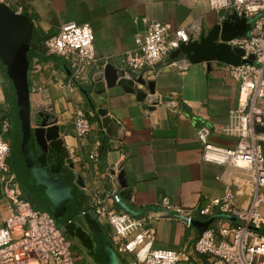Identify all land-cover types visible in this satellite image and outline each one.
<instances>
[{
    "label": "crops",
    "instance_id": "obj_1",
    "mask_svg": "<svg viewBox=\"0 0 264 264\" xmlns=\"http://www.w3.org/2000/svg\"><path fill=\"white\" fill-rule=\"evenodd\" d=\"M0 1L31 24L27 108H15L12 81L0 62V122L3 118L10 122L5 135L10 149L7 162L20 196L53 219L77 258L90 256L92 260L86 262L92 264H123L112 246L111 230L90 211L83 185L109 193L111 207L132 217H149L156 248H192L206 229L241 222L217 207L209 214L202 212L210 200L222 196L232 179L239 184L234 199L238 207L247 205L251 191L247 181L236 180L240 177L236 169L203 160L196 136V125L203 122L209 126L210 143L223 148L235 144V138L222 129L237 105L239 83L225 63H189L180 71L172 62L180 64L184 57L172 60L168 56L155 67L130 74L122 62V55L135 47V35L149 22L167 23L172 29L196 23L194 38H198L225 20L220 11L210 8L209 0ZM68 22L89 24L93 31L97 62L83 67L79 75L65 58L47 53L44 46V40ZM116 75L141 77L153 84L155 93L149 94L147 85L138 84L137 93L109 85ZM96 84L100 91L95 90ZM158 96L168 99L153 106L145 102ZM75 111L91 123L90 132L82 138L74 133ZM44 113L48 122L59 127V138L48 142V152L34 136ZM93 149L98 153L95 162L88 158ZM114 168L123 174L122 184L118 178L115 181ZM47 194L58 198L62 208L70 209L72 204V216L56 222L43 205ZM164 196L190 212L189 226L160 205ZM115 198L119 200L114 202ZM8 210L0 193V225ZM202 260L205 256L198 254L191 258L193 264H203Z\"/></svg>",
    "mask_w": 264,
    "mask_h": 264
},
{
    "label": "built area",
    "instance_id": "obj_2",
    "mask_svg": "<svg viewBox=\"0 0 264 264\" xmlns=\"http://www.w3.org/2000/svg\"><path fill=\"white\" fill-rule=\"evenodd\" d=\"M209 6L220 11L222 19L243 15L251 23L247 35L227 41L244 51L239 65L225 64L239 83L237 105L230 112V123L222 129L235 138V144L232 148H223L210 143V129L203 122L196 125V136L202 146L203 160L234 168L241 178L249 179V201L245 207H238L234 199L239 184L234 179L227 182L222 196L210 200L202 212L209 214L217 207L241 222L206 229L192 248L172 250L153 247L155 228L149 217H132L111 207L107 203L109 193L83 185L90 211L111 230L112 246L123 264H193V254L205 256L203 264H264V0H209ZM196 30V23L177 29L158 21L147 23L135 35V47L122 55L125 71L136 74L145 67L164 62L180 43L198 39L194 38ZM44 46L47 53L65 58L76 75L83 67L97 62L89 24L65 23L56 34L44 40ZM172 63L180 71H185L189 64L185 58L180 64ZM72 123L77 138L85 137L91 130L89 118L80 111L74 112ZM9 127V120L3 118L0 122V193L9 210L0 225V264H92L80 262L53 219L20 196L16 177L7 162L10 149L5 135ZM88 158L97 161V151L91 150ZM113 170L116 181L118 168ZM118 200L115 198L114 202ZM160 205L176 213L177 219L189 226V211L172 204L166 196L160 199Z\"/></svg>",
    "mask_w": 264,
    "mask_h": 264
},
{
    "label": "water",
    "instance_id": "obj_3",
    "mask_svg": "<svg viewBox=\"0 0 264 264\" xmlns=\"http://www.w3.org/2000/svg\"><path fill=\"white\" fill-rule=\"evenodd\" d=\"M245 16L230 15L225 20L213 25L198 39L180 43L179 47L170 52V59L183 56L189 63H202L219 61L230 65H239L244 51L239 47H232L227 41L242 35H247L250 25L244 32L241 22ZM246 18V17H245ZM31 40L30 21L20 13L11 9L9 5L0 1V62L7 68L12 81V94L16 109H25L29 106V92L26 81L27 65L29 59V42ZM99 77H97L98 79ZM109 85H120L126 92L137 93L138 84L147 85L149 94H154L153 84L141 77L116 75L108 80ZM98 90V84L95 85ZM101 90V89H100ZM98 90V91H100ZM168 97L158 96L153 101L145 99L149 106L155 105L159 100L165 101ZM50 108V105L47 106ZM35 141L45 152L49 151L48 142L59 138V127L48 122V115L40 116V123L34 128ZM119 182L123 183V174L117 175ZM78 182L82 184L81 178Z\"/></svg>",
    "mask_w": 264,
    "mask_h": 264
},
{
    "label": "rangeland",
    "instance_id": "obj_4",
    "mask_svg": "<svg viewBox=\"0 0 264 264\" xmlns=\"http://www.w3.org/2000/svg\"><path fill=\"white\" fill-rule=\"evenodd\" d=\"M250 23L251 21L244 17L240 25L242 31L245 32L247 30L248 24L250 25ZM65 203H67V200L65 201ZM43 205L45 206V208H47V210H49V212L53 214V217L55 218L56 222H62L64 218L66 219L67 217L72 216V214L70 213L73 210L72 204L70 205V209L69 206L67 207V209L62 208V202L58 200V198L54 197L52 194H47ZM78 259L80 260V262L84 263L88 260L91 261L92 257L88 256V258H86V256L81 257V255H78ZM113 260L115 261V258H113Z\"/></svg>",
    "mask_w": 264,
    "mask_h": 264
},
{
    "label": "bare ground",
    "instance_id": "obj_5",
    "mask_svg": "<svg viewBox=\"0 0 264 264\" xmlns=\"http://www.w3.org/2000/svg\"><path fill=\"white\" fill-rule=\"evenodd\" d=\"M236 178V180H244V181H247L249 184H250V181H249V179H247V178H245V177H235ZM251 186V185H250Z\"/></svg>",
    "mask_w": 264,
    "mask_h": 264
}]
</instances>
